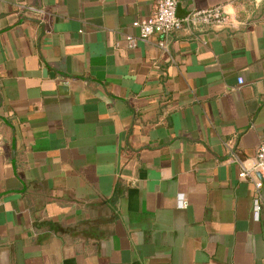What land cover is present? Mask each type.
Wrapping results in <instances>:
<instances>
[{"label": "crops", "instance_id": "obj_1", "mask_svg": "<svg viewBox=\"0 0 264 264\" xmlns=\"http://www.w3.org/2000/svg\"><path fill=\"white\" fill-rule=\"evenodd\" d=\"M158 1L0 0V264H264V0Z\"/></svg>", "mask_w": 264, "mask_h": 264}, {"label": "built area", "instance_id": "obj_2", "mask_svg": "<svg viewBox=\"0 0 264 264\" xmlns=\"http://www.w3.org/2000/svg\"><path fill=\"white\" fill-rule=\"evenodd\" d=\"M176 7L177 0H159L155 12L151 16L133 21L131 27L138 31V35L135 37L126 36L125 41L128 48L134 49L138 41L148 40L155 35L166 37L183 29H197L204 26L231 28L237 22V20L228 16L221 6L191 10L182 18L177 17ZM28 11L32 14L41 13L36 9H29ZM159 46L165 47L163 42H160ZM254 177L256 180H254ZM239 178H250L254 182L256 192L260 190L264 182V142L259 145L256 151L253 165L242 170L239 173ZM181 197L178 201L179 206L185 207ZM259 210L260 202L256 196L253 200V216L255 219L258 217Z\"/></svg>", "mask_w": 264, "mask_h": 264}]
</instances>
